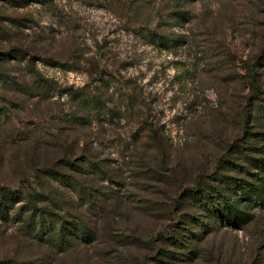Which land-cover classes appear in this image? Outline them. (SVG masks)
I'll return each mask as SVG.
<instances>
[{"label": "rangeland", "instance_id": "obj_1", "mask_svg": "<svg viewBox=\"0 0 264 264\" xmlns=\"http://www.w3.org/2000/svg\"><path fill=\"white\" fill-rule=\"evenodd\" d=\"M0 23V53L26 52L0 83V185L95 236L60 252L0 222V262L264 264V0L4 2ZM203 189L253 219L213 226L190 196Z\"/></svg>", "mask_w": 264, "mask_h": 264}, {"label": "trees", "instance_id": "obj_2", "mask_svg": "<svg viewBox=\"0 0 264 264\" xmlns=\"http://www.w3.org/2000/svg\"><path fill=\"white\" fill-rule=\"evenodd\" d=\"M43 0H0V3L9 2L12 7H27L31 6L32 3H41ZM46 1V0H45ZM10 22H13L9 19ZM20 23V22H19ZM3 23H0V34H3ZM149 37L153 41L155 38L161 39L162 42H166L167 46L171 44L174 40L169 37H161L152 32H149ZM15 52V53H14ZM26 60V52L23 49H14L10 52L0 53V83H7L6 74L4 73V67L7 64L17 63ZM14 61V62H13ZM32 63V60L29 61ZM54 65H58L55 63ZM44 91L41 92L40 88L34 94L35 97H42ZM79 101L82 104L83 111L85 115L89 118L102 119L104 121L108 120L105 116L106 114V105L101 101V99H94L88 96L79 95ZM1 98V97H0ZM4 114V109L0 108V129L2 127L1 117ZM114 115H110V119ZM67 170L72 171L74 167L71 161H67ZM71 166V167H70ZM97 166V165H96ZM69 168V169H68ZM78 169H76L77 171ZM79 170H82L79 168ZM83 170H86L83 168ZM80 172V171H79ZM96 172L101 174L104 179L106 173L100 167H96ZM71 173H65L60 170H49L44 175L47 179H53L56 181L63 182L70 186ZM71 176V177H70ZM66 182V183H65ZM260 187H255L258 191ZM219 195L221 191L216 189ZM245 188L239 187L234 192L236 195L244 191ZM264 196V190H262ZM193 196V199L197 201L198 205L205 209L209 213V219L213 226H226L233 225L235 227H242L245 224H248L251 219H253L252 214H247L243 205L250 203L247 199L241 200L239 197H233L227 199L224 198V202L212 195L209 190L203 189L198 194H190ZM41 196L36 194L34 195H25L22 191L17 189H12L7 186L0 185V222L12 225H21L24 229L25 235L29 236L31 243L37 242L39 244H47L57 248L60 252L66 251L68 247H71L76 238H82L84 241L90 243L95 240V236L91 231L86 229L83 224L70 222L67 216L62 213L56 212L55 210H45L40 208ZM48 202H53L52 197H48ZM224 205V208H222ZM200 226L203 227V222H199ZM27 236V237H28ZM200 238L201 236H195ZM174 246H182V242L176 238H173L171 242ZM189 247L188 254L194 253L193 247ZM175 258V256H173ZM189 258V257H187ZM1 264H31L29 260H11L6 259Z\"/></svg>", "mask_w": 264, "mask_h": 264}]
</instances>
